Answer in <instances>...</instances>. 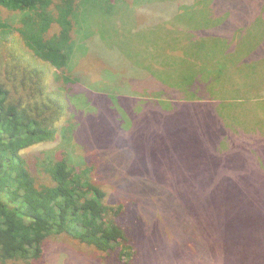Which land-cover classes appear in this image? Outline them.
Returning <instances> with one entry per match:
<instances>
[{
    "label": "trees",
    "instance_id": "16d2710c",
    "mask_svg": "<svg viewBox=\"0 0 264 264\" xmlns=\"http://www.w3.org/2000/svg\"><path fill=\"white\" fill-rule=\"evenodd\" d=\"M100 1L120 10L117 32L126 29L135 34L151 24L153 33L146 37L153 39L152 44L139 61L144 65L133 64L137 54L134 59L119 54L123 62L117 59V64L122 62L118 66L110 60L111 51L118 52L101 33L103 17H91L92 22L82 16L83 10ZM0 7L18 13L16 24L0 21V264H43L46 243L60 236L73 253H62L56 264H174L172 251L178 255L189 250L206 224L213 236L227 235L229 253H239L240 243L250 252L264 250L263 244L259 246L264 241L263 181L257 180L260 192L254 196L249 194L251 179L241 183L238 194L229 189L234 178L223 177L219 185L213 182V187L229 190L211 195L215 215L207 220L202 207L194 203L199 194L172 192L161 182V175H136V170L146 169L142 162L150 160L146 155L134 163L147 153L139 148L149 138L141 134L136 147L115 139L120 122L126 118L131 122L137 111L122 110L127 117L113 118L111 123L117 125L110 129L89 125L99 121L104 111L93 105L92 96L106 106L116 102L121 106L117 100L124 96L143 101L152 96L153 106L161 108L162 114L188 101L208 99L217 105L224 101L218 99L224 98L220 95L224 90H253L252 99L264 102V0H0ZM255 26H260L259 34ZM14 32L33 64L6 48ZM83 63L95 74L99 70L97 80L79 70ZM255 67L259 69L255 82V72L240 73ZM48 68L55 73L47 85ZM133 68L148 79L153 77L143 84L146 94L135 93ZM243 99L233 96L228 101L240 105ZM171 103L173 109H166ZM72 111H84L89 117L81 128ZM210 122L216 133L223 130L217 119ZM127 128L120 131L127 133L131 130ZM80 129L84 135L92 132L97 142L87 138L86 149H77L76 155ZM48 144L54 148L33 150ZM82 150L85 155L79 153ZM217 152L209 153L211 161L227 170L234 153ZM248 153L243 151L240 162L244 172L251 171ZM247 159L262 171L264 165ZM156 169H161V160L153 165ZM150 185L159 191L147 190ZM72 256L73 263H68Z\"/></svg>",
    "mask_w": 264,
    "mask_h": 264
},
{
    "label": "rangeland",
    "instance_id": "374dc122",
    "mask_svg": "<svg viewBox=\"0 0 264 264\" xmlns=\"http://www.w3.org/2000/svg\"><path fill=\"white\" fill-rule=\"evenodd\" d=\"M110 10H113V12L108 13ZM124 12H126V10H124ZM127 12L130 19L132 14L129 10ZM97 15H99L98 18L103 17L102 23L105 25L104 32L101 33L107 37V42L110 43V46L115 47V51L118 52L117 55L116 52L111 51L113 57H110V60H113V64L116 66L122 64L123 60L119 58V54H124L125 56L133 59L137 54V61H134L133 64L135 66L144 65V61L143 63L139 61L143 60L141 54L146 55L147 48L151 47L152 44L153 39H148L153 33L151 24H144L139 31H136L135 34L128 33L126 29L117 32L115 26L117 18H120V10L112 9L111 6L106 5L101 1L89 5L87 9L82 12V16L87 19H90L91 17L93 18ZM92 18L91 21L93 22L94 19ZM0 21H7L12 24H16L18 22V13L11 12L0 7ZM176 28L177 27L175 26V29ZM254 32L259 34L261 32L260 26H255ZM146 34L148 38L146 37ZM6 48L9 52L17 54L18 56L20 55L24 62H28L30 64L34 63L27 56V50L20 42L17 32H14L12 36L8 38ZM189 49L192 50V47ZM1 52L2 50L0 48V53ZM117 59L122 62L117 64ZM91 60L94 62L93 59ZM147 62L148 60L146 63ZM93 64L94 63H90L89 65ZM48 70H50L49 80L45 78L47 85L50 81H52L53 74L55 73L52 68H48ZM79 70L85 72L88 76L90 75L93 80L98 79L99 70L95 74L93 72L94 69L92 70L89 68L88 64L83 63L82 68ZM133 71L136 72L134 79L137 82V85L135 86V93L146 94L148 92V88L143 86V84H147L146 82H152L153 77L148 79L147 74L136 68H133ZM250 71L251 73L255 72L253 78L254 82L257 81L256 76L259 71L258 67L248 69L240 73L248 74ZM101 76L104 78L103 72L101 73ZM260 76H263L261 71ZM235 78L240 79L238 75L235 76ZM141 86H143V88L139 91L138 88ZM153 86V90H155L157 85H154L153 83ZM256 88L257 87H255V89ZM149 92L151 93V91ZM252 92L253 94H251ZM129 94L133 93L130 92ZM220 95L225 99L218 98L219 100L224 101L217 105L215 102L205 99L204 102L206 103L195 101L181 102L182 104H177L176 108L173 109L171 103L165 107L166 109L171 108L173 110H166L163 114L161 113V108L153 106L155 101L152 96L144 97L145 101H143L142 98L139 99L140 97L133 100L124 98L125 96L122 99H120V97L117 101L119 103L121 101V106H118L117 102L116 106L112 104H110V106H106L103 100H100L97 104L96 98L92 96L93 105L95 107L98 106L99 110L104 111L101 114L99 121L95 120L94 122L89 123V125L94 128L104 127L106 129H110L112 126L116 127L117 125L116 120V123H111L113 118L118 120L121 118V115L123 118L127 117V112L123 113L122 110H133V112L137 111L134 118L136 121L132 120L129 122V118H126L124 123L120 122L118 126L119 130L116 133L117 138L115 139L117 142L121 141L135 145L134 143L138 142L139 137L142 136L141 134L146 135V139L149 138L146 146L140 148L137 147L147 153H141L134 163L136 164L137 161L141 162L146 155H148L150 160L142 162L146 165V169L136 170V175L138 173L145 175H161V182L167 183L168 188L172 192H177V194H188V192L199 194L200 196L197 197V201L194 203L202 207L204 216L207 220H212L215 215V206L211 195L219 193L221 190L228 189L226 187H213V182H216L219 185L221 182L225 181L223 177L234 178L236 180L235 184L229 187V189L231 188V192L238 194L241 192V183L251 179L253 181L248 183V187L250 188L249 194L252 196L257 195V193L260 192L256 189L260 185L257 180L264 182V167L262 171L259 172L252 163V160L247 159V156H249L258 164L264 165V112L261 111L264 110V102L259 104L257 100L252 99L254 95L253 90H224L222 93L220 92ZM233 96L242 97L244 99L241 100L240 105H235L233 101H228ZM80 100L81 99L79 98V101ZM126 104H130L131 106L129 107ZM166 104H169V102ZM93 109L95 108L93 107ZM207 110H209V112L206 113L205 111ZM71 113L74 114V119L78 122L80 128L89 118L84 111L78 112V114L74 111ZM211 118L215 121L217 119L218 122H221L218 126L223 130H216V133L210 122ZM222 122H226L227 124L224 123L225 125H223ZM124 126L128 128L130 127L131 130L127 133L125 132L126 129L120 131L121 128L124 129ZM87 129L89 131H93V129L89 126ZM78 134L82 136L80 137ZM94 136L95 135L92 132H85L84 135L83 131L81 129L79 130L76 134V155H79L77 153V149H86L87 138H91L90 141L92 143L97 142V140L94 139ZM158 136L161 141L159 140L156 142L158 140ZM216 136H218L216 143L217 146L214 147L212 142ZM36 147L37 148L34 147L33 150L54 148V146H51L50 144L38 145ZM212 149H216L218 151L217 154L219 155H223L220 152L232 151L234 153L232 157H235L232 166L225 170L223 165L219 168V163L218 165L213 163L210 159L211 156H209ZM243 151L244 153L245 151L249 152L246 156V161L251 171L244 172L241 170L240 162H242L245 156ZM92 152H94V150H90V153ZM79 153L85 155L83 150ZM159 160H161V169L153 171V165L157 164ZM124 163L126 165L133 166V163L130 161ZM130 169L131 172H134L132 168ZM233 173L235 175H239V177H232ZM141 178L142 179L139 182L144 181V177ZM177 178L185 179L184 183L179 184L178 181L174 180ZM111 179L116 178L112 177ZM199 179H202V181ZM170 180L173 181L172 184L169 183ZM152 181L153 179L149 180V184H151ZM150 186L147 187V190L159 191L156 186H152L153 189H150ZM254 203L257 204L255 201ZM257 208L258 207H255L254 210ZM157 216L159 220H161V213H157ZM203 231L204 232L200 233L197 240H195V244H193L189 250L178 255L172 251L171 258L173 259L174 264H264V250L250 252V249H248L246 244L240 243V250L238 249L239 253H229V242L226 240L227 235L225 233H219L217 236H213V233L210 231L209 224H206V228H203ZM256 234L257 232L253 231L251 236H255ZM260 243L264 246V241H260L259 246ZM67 246L68 242L64 236L49 240L45 246L43 264H56L58 263L62 253L72 254L73 250L70 246L68 247L72 251L67 250ZM73 260L74 258L72 256L70 257L68 263H73ZM100 264H108V262L102 261Z\"/></svg>",
    "mask_w": 264,
    "mask_h": 264
}]
</instances>
